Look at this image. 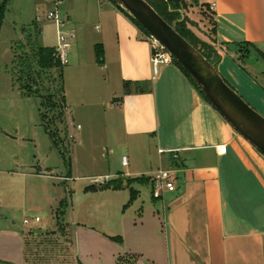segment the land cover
Instances as JSON below:
<instances>
[{"label":"crops","instance_id":"crops-1","mask_svg":"<svg viewBox=\"0 0 264 264\" xmlns=\"http://www.w3.org/2000/svg\"><path fill=\"white\" fill-rule=\"evenodd\" d=\"M198 2L213 15L222 58L216 69L231 87L221 71L227 60L245 69L256 55L240 61L245 43L264 53V0ZM96 3L107 33L99 43L104 57L109 52L118 57L122 96L112 102L122 115L124 135L154 139L163 146L158 150L160 169L176 171L177 189L155 199L153 172L130 170L128 159L127 171L104 183L96 179L84 190L89 197L85 215L76 212L73 201L70 221L62 220L57 228L37 224L22 233L0 230V264H50L31 243V238L46 236L71 239L72 264H117L125 255L136 257L135 264H264V158L222 126L217 112L190 82L177 75L173 82L166 69L154 78L150 40L113 3ZM72 64L69 60L68 66ZM226 75L234 83L232 73ZM222 145L228 146L224 156L218 153ZM118 177L144 178L143 184L133 185L139 192L133 203L129 188H104ZM144 186H149L150 197ZM56 202L62 207L64 199Z\"/></svg>","mask_w":264,"mask_h":264},{"label":"rangeland","instance_id":"rangeland-1","mask_svg":"<svg viewBox=\"0 0 264 264\" xmlns=\"http://www.w3.org/2000/svg\"><path fill=\"white\" fill-rule=\"evenodd\" d=\"M188 4L181 20H188L187 30L198 42V49L202 47L200 44L217 49L212 13L194 0ZM60 10L62 20L66 21L65 30L75 31L77 38L68 50V61L73 66L64 67L67 110L63 121L54 125L58 145L41 125L39 100L23 97L12 74L13 46L19 42L27 45L29 35L36 37L31 24L37 23L41 28L38 36L41 45L54 48L58 46V25L47 19V9L41 0H10L0 32V230L13 228L26 232L29 229L24 220L35 217L40 218L39 226L44 229L57 228L62 220L70 221L73 201L76 212L82 211L85 215L89 209V199L85 198L89 197H85L84 190L100 177L110 176L113 180L120 172L127 171L129 168L122 166L123 155L130 159L132 171L154 173L161 168L158 150L163 146H158L154 139H127L122 130V115L112 102L113 97L122 96L116 52L107 53L102 64L95 61V47L107 37L106 28L98 18L96 0H68ZM37 16L41 18L40 23L36 21ZM243 50L244 54L246 50L256 54L246 61L245 69L240 63L236 65L227 60L221 71L237 94L264 118V60L252 48ZM77 63L81 66L74 68ZM172 64L161 65L160 71H169L173 82L177 81V75L189 83ZM225 70L232 73L234 83ZM58 76L55 71L41 76L38 85L46 87L44 94L59 88L58 80L54 81ZM217 116L222 126L229 133L232 131L246 149L264 158ZM215 126L213 122L214 130ZM143 188L150 197L149 186ZM59 198L64 199L62 207L56 202ZM31 241L47 263L72 264L71 239L46 236L31 238Z\"/></svg>","mask_w":264,"mask_h":264},{"label":"trees","instance_id":"trees-1","mask_svg":"<svg viewBox=\"0 0 264 264\" xmlns=\"http://www.w3.org/2000/svg\"><path fill=\"white\" fill-rule=\"evenodd\" d=\"M113 3L123 14L129 18V20L141 31V33L147 38L150 39L151 36L148 32L141 27L130 15L123 11L119 6H117L113 0H108ZM159 14L167 21L170 25H174L177 28V31L189 41L196 49H198V42L187 30L188 20L184 18L183 12L189 8V0H146ZM195 3H198V0H194ZM10 0H0V32L3 27L5 14ZM33 26L36 37L29 35L27 38V45L19 42L13 46V61H12V74L15 84L18 86L21 95L25 98H35L39 100V113L41 125L49 133L50 137L54 139V144L58 145L57 141V130H55L54 125L63 121L66 110L67 102L65 95V81H64V65L61 64L60 60L56 57L54 47H44L41 45L38 36L41 34V28L37 23L31 24ZM215 26L216 23L213 20V30L215 36ZM23 32H26V28H23ZM30 34V33H29ZM215 39V38H214ZM216 43V41H215ZM202 47L198 49L199 52L215 67H217L221 62V56L218 53L217 49L209 46L207 44H200ZM28 46V51L25 50V47ZM244 47L252 48L256 50L259 55L264 60V53L257 50L253 44L245 43ZM96 58L99 64L104 62V50L103 47L99 44L96 45ZM243 55L239 58L242 63H245L246 56L249 55V52L246 50L247 54H244L243 48L240 50ZM173 65H175L188 79L191 85L197 90L200 96L207 102L200 89L196 86L192 78L173 60ZM55 71L58 73V78H54L55 83L59 82V88L53 90L51 94H44L46 87L38 85L39 79L46 72ZM226 82V81H225ZM227 83V82H226ZM228 84V83H227ZM129 84L125 86V94L129 95L130 88ZM44 99V101H43ZM133 182L137 184H143L144 178L140 179H127L125 182L117 179L112 182L106 183L104 188L121 190L124 187L130 189L131 200L130 203H133L139 192L133 188ZM126 184V186H125ZM65 205V203H63ZM116 242H120L119 238L114 239ZM136 257L134 256H121L117 264H135Z\"/></svg>","mask_w":264,"mask_h":264},{"label":"water","instance_id":"water-1","mask_svg":"<svg viewBox=\"0 0 264 264\" xmlns=\"http://www.w3.org/2000/svg\"><path fill=\"white\" fill-rule=\"evenodd\" d=\"M192 78L214 110L264 156V118L231 88L189 41L146 0H113Z\"/></svg>","mask_w":264,"mask_h":264},{"label":"built area","instance_id":"built-area-1","mask_svg":"<svg viewBox=\"0 0 264 264\" xmlns=\"http://www.w3.org/2000/svg\"><path fill=\"white\" fill-rule=\"evenodd\" d=\"M42 4L47 9V19L49 21H54L58 25V46L55 47L56 57L60 60L62 65L68 64V50L71 44L76 40L75 31H66V21L62 20L60 7L65 3V0H41ZM68 20V18H67ZM36 21L40 23L41 18L36 17ZM69 21V20H68ZM151 42L152 49V66L154 78L160 72L161 65H171L173 62L172 56L153 38L149 39ZM228 152V146L222 145L218 147V153L221 155H226ZM162 153V152H161ZM174 158H178L176 155ZM122 165L124 167L128 166V158H122ZM110 176L100 177L96 180L97 183H104L109 180ZM176 180L177 173L175 170H157L152 174L153 183V197L155 199H160L164 192H174L176 191ZM41 222L39 217H35L34 220L25 219L24 225L32 228Z\"/></svg>","mask_w":264,"mask_h":264}]
</instances>
